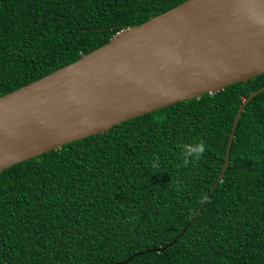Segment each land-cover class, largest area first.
<instances>
[{
	"label": "trees",
	"instance_id": "1",
	"mask_svg": "<svg viewBox=\"0 0 264 264\" xmlns=\"http://www.w3.org/2000/svg\"><path fill=\"white\" fill-rule=\"evenodd\" d=\"M184 1L0 0V96ZM262 87L264 73L0 171V264H264V90L211 193Z\"/></svg>",
	"mask_w": 264,
	"mask_h": 264
},
{
	"label": "water",
	"instance_id": "2",
	"mask_svg": "<svg viewBox=\"0 0 264 264\" xmlns=\"http://www.w3.org/2000/svg\"><path fill=\"white\" fill-rule=\"evenodd\" d=\"M262 73L264 0H186L0 96V171L136 116L219 92ZM263 90L252 92L241 105L225 167L211 193L229 165L245 106ZM197 217L173 242L157 250L173 245Z\"/></svg>",
	"mask_w": 264,
	"mask_h": 264
},
{
	"label": "clouds",
	"instance_id": "3",
	"mask_svg": "<svg viewBox=\"0 0 264 264\" xmlns=\"http://www.w3.org/2000/svg\"><path fill=\"white\" fill-rule=\"evenodd\" d=\"M179 147L181 148V154L185 159V163L189 160H198L205 151L203 143L183 144ZM153 166H155V164Z\"/></svg>",
	"mask_w": 264,
	"mask_h": 264
}]
</instances>
